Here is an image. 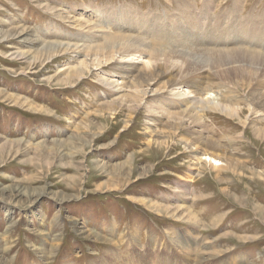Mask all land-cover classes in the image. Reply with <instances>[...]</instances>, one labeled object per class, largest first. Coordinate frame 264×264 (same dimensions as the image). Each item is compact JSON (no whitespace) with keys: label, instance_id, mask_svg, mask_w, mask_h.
<instances>
[{"label":"rangeland","instance_id":"rangeland-1","mask_svg":"<svg viewBox=\"0 0 264 264\" xmlns=\"http://www.w3.org/2000/svg\"><path fill=\"white\" fill-rule=\"evenodd\" d=\"M263 94L264 0H0V264H264Z\"/></svg>","mask_w":264,"mask_h":264},{"label":"bare ground","instance_id":"bare-ground-1","mask_svg":"<svg viewBox=\"0 0 264 264\" xmlns=\"http://www.w3.org/2000/svg\"><path fill=\"white\" fill-rule=\"evenodd\" d=\"M86 22V21H85ZM90 25V27H92L93 28V32L95 33L96 31H95V29H96V27H99L98 25H96V24H94V23H92V24H89ZM92 28H90V29H92ZM89 30V29H88ZM96 30H98V29H96ZM163 35V34H162ZM96 36V35H95ZM97 36H100V35H98L97 34ZM126 36V35H125ZM104 37V36H103ZM120 36H112V37H110V38H108L107 40H103L104 42L103 43H100V44H98L97 46L99 47L98 49H102L103 51H105V53L106 54H108L109 56H111V58H114V56H115V54L116 53H121V54H123V53H127V55H137L138 54V56L139 55H141V54H144V52L146 51V49H144V48H142L141 46H139V45H135L134 44V48H133V45H129V46H125V45H121V43H119L118 42V38H119ZM133 38H134V36H132ZM159 37H161V36H159ZM158 37V38H159ZM126 38V37H125ZM130 38V37H129ZM139 38V37H138ZM156 38V37H155ZM86 40L85 41H87V38H85ZM104 39V38H103ZM123 39H124V37H123ZM131 39V38H130ZM161 39V38H160ZM137 40H139V39H137ZM144 41V40H143ZM143 41H141V42H143ZM109 42H111V43H109ZM139 42V41H138ZM132 43V42H131ZM146 43V42H145ZM133 44V43H132ZM143 44V43H142ZM141 43H140V45H142ZM55 45V44H54ZM145 45V44H144ZM148 45V44H147ZM59 46V45H58ZM63 46V45H62ZM95 46H96V44H95ZM97 46L95 47L96 49H97ZM132 46V47H131ZM119 51V52H118ZM149 51H150V49H149ZM155 51V50H154ZM222 51H225V50H222ZM100 52V51H99ZM150 52H152V51H150ZM159 52H161V51H159ZM220 52H221V50H220ZM238 52V51H237ZM251 52V51H250ZM156 53H157V50H156ZM155 53V54H156ZM163 53V52H162ZM217 53V52H216ZM226 53V52H225ZM147 54V53H146ZM151 54V53H150ZM191 54V53H190ZM227 54V53H226ZM231 54V53H230ZM149 55V54H148ZM160 55V54H159ZM159 55H158V57H159ZM162 55V54H161ZM164 55V54H163ZM162 55V56H163ZM167 55V54H166ZM188 55V54H187ZM187 55H185L186 57H187ZM214 55V54H213ZM224 55V54H223ZM246 55V54H245ZM255 55V54H254ZM262 55V54H261ZM157 56V55H156ZM165 56V55H164ZM170 56H171V54H170ZM185 56H183V58L185 57ZM220 56V55H219ZM228 56H229V54H228ZM244 56V55H243ZM251 56V55H250ZM108 57V56H107ZM122 57V56H121ZM166 57V56H165ZM172 57V56H171ZM185 57V58H186ZM188 57H190V56H188ZM218 57V56H217ZM224 57V56H223ZM222 57V58H223ZM238 57V56H237ZM100 58V57H99ZM167 58V57H166ZM227 58V57H226ZM259 58H260V56H259ZM149 62H151L152 60H153V62H155V59H157L158 60V58H155L154 59V57L153 56H149ZM164 59V58H163ZM191 59V58H190ZM219 59V58H218ZM227 59H229V58H227ZM234 59V58H233ZM235 59H237V58H235ZM242 59V58H241ZM97 60V59H96ZM102 60H104V59H102ZM189 60V59H188ZM232 60V59H231ZM86 61V60H85ZM108 61V60H107ZM148 61V60H147ZM171 61V60H170ZM219 61V60H218ZM220 61H221V59H220ZM252 61V60H251ZM149 62H148V64H149ZM222 62V61H221ZM237 62V61H236ZM245 62V61H244ZM145 63H146V61H145ZM156 63V62H155ZM186 63H188V62H186ZM228 63V62H227ZM246 63V62H245ZM147 64V65H148ZM172 64H174V63H172ZM235 64V63H234ZM244 64V63H243ZM248 64V63H247ZM143 65H145V64H143ZM162 65V64H161ZM218 65V64H217ZM222 65V64H221ZM220 65V66H221ZM245 65V64H244ZM151 65H149V67H150ZM235 66V65H234ZM240 66V65H239ZM242 66V65H241ZM145 67H147V66H145ZM173 67V66H172ZM181 67V66H180ZM187 67H189V66H185V68H187ZM243 67V66H242ZM232 68V67H231ZM249 68V67H248ZM144 69H146V68H144ZM200 69V68H199ZM222 69V68H221ZM224 69V68H223ZM226 69H227V67H226ZM229 69V68H228ZM251 69V68H250ZM75 70V69H74ZM89 69L87 68V64H86V62H84V61H82V63H81V66H80V68H78V69H76V71H74V73L78 76V77H80V76H83V74L86 72V71H88ZM128 71H126V72H122V76L123 77H128L129 76V73L131 72L130 70H132V69H127ZM149 70V69H148ZM148 70H146V71H148ZM240 70V69H239ZM145 71V70H144ZM175 71V70H174ZM223 71V70H222ZM250 72V71H249ZM253 72V71H252ZM150 73V72H149ZM252 74V73H251ZM240 75V74H239ZM249 75V74H248ZM243 76H244V74H243ZM85 77V76H84ZM137 77V76H136ZM198 77V76H197ZM202 77H204V76H202V75H200L199 76V78H202ZM254 77V76H253ZM246 78V77H245ZM199 80V79H198ZM195 82V81H194ZM196 83V82H195ZM194 84V83H193ZM140 85V84H139ZM139 85H138V87H139ZM134 87H135V85H134ZM195 88H196V91H195V93H197V95L198 96H201V97H199V99L198 98H196L197 100L195 101V102H193V100L192 99H189L187 102H189L191 105H192V107H189V109L187 110V109H185L184 111H187V112H189V118L191 117L190 116V113H191V111L190 110H194L195 108H193V106H194V104H198L197 105V107L198 108H200L203 112L205 111V110H212V111H216V112H220V113H222V114H225V115H227V116H231V118L233 117V116H239V112H238V109H235V108H232V107H230V106H226V103H225V105H222L221 103H220V98H218V96H217V94H216V92H214L211 88H209V87H200V84H198V85H195ZM199 92V93H198ZM138 94V93H137ZM141 94V93H140ZM178 94H180V93H178ZM196 95V96H197ZM259 95V94H258ZM264 95V94H263ZM134 96V95H133ZM195 96V97H196ZM254 96V95H253ZM261 96V95H260ZM135 97V96H134ZM142 97V96H141ZM261 99V98H260ZM137 101H138V99H136ZM132 101H134V100H132ZM140 101H141V99H140ZM134 102H136V101H134ZM252 102V101H251ZM111 104V103H110ZM109 104V105H110ZM229 105V104H228ZM233 106V105H232ZM258 106H264V102L262 103L261 102V104L260 105H257V107ZM234 107V106H233ZM257 107H256V105H253V107H252V113H255V114H257V111H258V109H257ZM243 108V107H242ZM259 108V107H258ZM263 109H262V111H264V107H262ZM239 109H241V107L239 108ZM247 109H249V108H247ZM255 109H257V111H255ZM186 112V113H187ZM243 112V111H242ZM173 113V112H172ZM176 113V112H175ZM169 114H170V111H169ZM178 114H180V113H178ZM203 114V113H202ZM176 115V114H175ZM175 115H174V117H175ZM188 115V114H187ZM199 115V113H197V116ZM241 115V114H240ZM253 115V114H252ZM262 115V114H261ZM171 116V115H170ZM178 116V115H177ZM204 116V115H203ZM173 117V118H174ZM185 117V116H184ZM182 118V122L181 123H183V120L185 119V118ZM172 118V117H171ZM178 118V117H177ZM187 118V117H186ZM202 118V117H201ZM198 120H193V121H191V122H193L194 124H197V126H198V124L200 123L199 122V120H200V116H198V118H197ZM181 120V119H180ZM179 119H178V121H180ZM186 120V119H185ZM190 122V123H191ZM184 123H185V121H184ZM192 124V123H191ZM178 125H179V123H178ZM184 125V124H183ZM183 125H182V127H183ZM193 126V125H192ZM175 128H176V126H175ZM172 129V128H171ZM196 129V128H195ZM173 132H175V131H173ZM190 133H191V140H190V145L192 146V148H191V151H193V153L195 154V159L197 160V162H203L204 163V165L206 164V165H209V168L211 167V168H214V169H220V166H221V164H222V160H221V158H220V155H219V153H217L216 151H214V150H216L217 149V147H219V144L215 141V140H213L212 138H206V137H203V135L200 133L199 135H194V130L193 129H191V131H189ZM202 132V131H201ZM189 145V146H190ZM190 146V147H191ZM228 147V146H227ZM226 147V148H227ZM218 149H220V147L218 148ZM217 149V150H218ZM200 151H202L201 153H200ZM223 151V155L225 154V150H222ZM84 153V152H83ZM199 153V154H198ZM220 154H221V152H220ZM231 154V153H230ZM229 155V154H228ZM231 156V155H230ZM191 157V156H190ZM224 157V156H223ZM238 161V160H237ZM235 164V163H234ZM225 166V165H224ZM231 166V165H230ZM236 166H237V164H236ZM239 166V165H238ZM219 171V170H218ZM228 171H230V169H228ZM217 174H218V172H217ZM221 180H223V179H221ZM183 192V191H182ZM189 208V207H188ZM185 209V208H184ZM189 211V210H188ZM186 212V211H185ZM190 212V211H189ZM191 213V212H190ZM189 214V213H188ZM190 215V214H189ZM193 215V214H192ZM194 219H195V217H194ZM180 246V245H179ZM210 247V246H209ZM208 247V248H209ZM202 248V247H201ZM207 248V249H208ZM44 252V251H43ZM208 252V251H207ZM187 253H189L188 254V257H190V258H192L191 257V251H189V252H187ZM201 254H202V251H200L199 253H198V256H196V258H198V259H200V257H201ZM44 256H46V254L44 255ZM49 257V256H48ZM203 257V256H202ZM197 262V261H196Z\"/></svg>","mask_w":264,"mask_h":264}]
</instances>
